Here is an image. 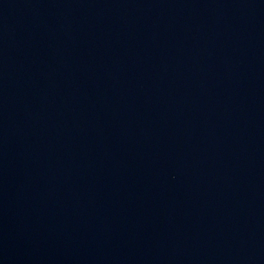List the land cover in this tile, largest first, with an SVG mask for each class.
<instances>
[{
    "label": "water",
    "instance_id": "obj_1",
    "mask_svg": "<svg viewBox=\"0 0 264 264\" xmlns=\"http://www.w3.org/2000/svg\"><path fill=\"white\" fill-rule=\"evenodd\" d=\"M0 264H264V0H0Z\"/></svg>",
    "mask_w": 264,
    "mask_h": 264
}]
</instances>
